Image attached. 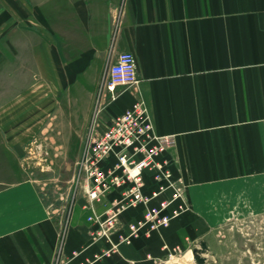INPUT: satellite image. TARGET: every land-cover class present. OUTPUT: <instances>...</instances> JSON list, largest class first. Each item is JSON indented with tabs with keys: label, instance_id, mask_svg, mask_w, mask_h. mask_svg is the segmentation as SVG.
<instances>
[{
	"label": "crops",
	"instance_id": "obj_1",
	"mask_svg": "<svg viewBox=\"0 0 264 264\" xmlns=\"http://www.w3.org/2000/svg\"><path fill=\"white\" fill-rule=\"evenodd\" d=\"M119 61L140 83L111 99ZM140 99L156 132L176 138L163 156L182 189L169 226L120 241L171 189L95 237L89 216L118 190L92 208L81 174L67 209L24 178L0 184V264H157L234 217L264 216V0H0V141L24 169L28 143L67 120V102L90 135ZM144 179L145 194L159 189L153 171Z\"/></svg>",
	"mask_w": 264,
	"mask_h": 264
},
{
	"label": "built area",
	"instance_id": "obj_2",
	"mask_svg": "<svg viewBox=\"0 0 264 264\" xmlns=\"http://www.w3.org/2000/svg\"><path fill=\"white\" fill-rule=\"evenodd\" d=\"M140 79L136 67L119 61L109 68L106 89L111 99L118 95V88L135 87ZM176 145L173 135H160L147 103L140 99L100 132L91 134L84 154L79 160L92 208L94 203L106 199L109 194L119 191V196L109 201L105 213L93 214L89 220L99 224L95 237L106 236L119 229V215L126 208L138 203H148L168 189L170 199H163L155 206H146L140 218L127 225L128 233H120V241L128 242L141 233L149 234L160 227H167L176 212H168L172 201L182 194V189L171 181L169 161L163 158L166 151ZM153 171L154 179L160 182L159 189L151 195L144 192V173ZM167 180L168 183H163ZM117 229V230H118ZM116 247V245H114Z\"/></svg>",
	"mask_w": 264,
	"mask_h": 264
},
{
	"label": "rangeland",
	"instance_id": "obj_3",
	"mask_svg": "<svg viewBox=\"0 0 264 264\" xmlns=\"http://www.w3.org/2000/svg\"><path fill=\"white\" fill-rule=\"evenodd\" d=\"M67 105L64 123L44 126L36 141L28 143V156L22 159L26 169L8 155L0 141V184L30 178L48 202H66L68 209L82 189L79 160L93 125L77 119L78 114L73 115L69 102ZM206 239V264H264V216L234 217L213 229ZM199 247L200 243L195 242L187 249L169 253L157 264H177L184 256L195 258L193 250Z\"/></svg>",
	"mask_w": 264,
	"mask_h": 264
},
{
	"label": "water",
	"instance_id": "obj_4",
	"mask_svg": "<svg viewBox=\"0 0 264 264\" xmlns=\"http://www.w3.org/2000/svg\"><path fill=\"white\" fill-rule=\"evenodd\" d=\"M208 251V244L206 241L200 242V247L193 250L197 264H206L207 257L204 255Z\"/></svg>",
	"mask_w": 264,
	"mask_h": 264
},
{
	"label": "bare ground",
	"instance_id": "obj_5",
	"mask_svg": "<svg viewBox=\"0 0 264 264\" xmlns=\"http://www.w3.org/2000/svg\"><path fill=\"white\" fill-rule=\"evenodd\" d=\"M177 264H195V258L192 256L189 258H181Z\"/></svg>",
	"mask_w": 264,
	"mask_h": 264
}]
</instances>
